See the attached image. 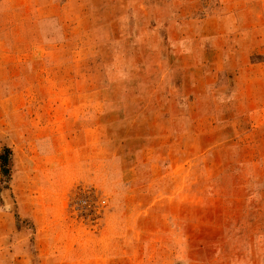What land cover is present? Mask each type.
Returning <instances> with one entry per match:
<instances>
[{
    "label": "rangeland",
    "instance_id": "1",
    "mask_svg": "<svg viewBox=\"0 0 264 264\" xmlns=\"http://www.w3.org/2000/svg\"><path fill=\"white\" fill-rule=\"evenodd\" d=\"M1 155L0 264H264V0H0Z\"/></svg>",
    "mask_w": 264,
    "mask_h": 264
},
{
    "label": "trees",
    "instance_id": "2",
    "mask_svg": "<svg viewBox=\"0 0 264 264\" xmlns=\"http://www.w3.org/2000/svg\"><path fill=\"white\" fill-rule=\"evenodd\" d=\"M0 159H1V165L4 166V164L7 162V158L5 156L1 155ZM3 171H6V170H3Z\"/></svg>",
    "mask_w": 264,
    "mask_h": 264
}]
</instances>
